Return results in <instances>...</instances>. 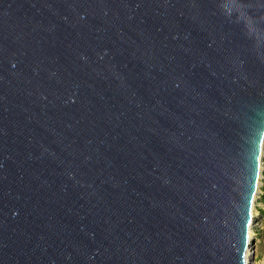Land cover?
Instances as JSON below:
<instances>
[{
  "label": "water",
  "instance_id": "water-1",
  "mask_svg": "<svg viewBox=\"0 0 264 264\" xmlns=\"http://www.w3.org/2000/svg\"><path fill=\"white\" fill-rule=\"evenodd\" d=\"M263 147L264 0H0V264H254Z\"/></svg>",
  "mask_w": 264,
  "mask_h": 264
},
{
  "label": "rangeland",
  "instance_id": "rangeland-1",
  "mask_svg": "<svg viewBox=\"0 0 264 264\" xmlns=\"http://www.w3.org/2000/svg\"><path fill=\"white\" fill-rule=\"evenodd\" d=\"M262 159H261V165H260V178H259V183H258V189H257V194L255 196L254 200V205H253V210H257L260 215L258 214L257 220L260 222L262 221L263 227L262 231H252L250 229V241L252 243V248L254 252H261V256L255 259L254 264H264V206L263 203L261 202V199L259 198L260 196L263 195L264 193V147H263V152H262ZM251 251V250H250Z\"/></svg>",
  "mask_w": 264,
  "mask_h": 264
},
{
  "label": "built area",
  "instance_id": "built-area-1",
  "mask_svg": "<svg viewBox=\"0 0 264 264\" xmlns=\"http://www.w3.org/2000/svg\"><path fill=\"white\" fill-rule=\"evenodd\" d=\"M258 214L260 215V213L257 211V210H254V212L252 213V231H259L261 230L262 231V227H263V222L262 221H258L257 219V216Z\"/></svg>",
  "mask_w": 264,
  "mask_h": 264
},
{
  "label": "trees",
  "instance_id": "trees-1",
  "mask_svg": "<svg viewBox=\"0 0 264 264\" xmlns=\"http://www.w3.org/2000/svg\"><path fill=\"white\" fill-rule=\"evenodd\" d=\"M259 198L261 199V202L263 203V206H264V193ZM263 214H264V212H263ZM257 256L260 257L261 256V252H256L255 251V259H257Z\"/></svg>",
  "mask_w": 264,
  "mask_h": 264
}]
</instances>
